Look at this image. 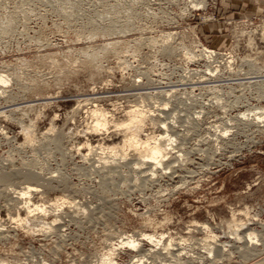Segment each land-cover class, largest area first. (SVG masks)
I'll use <instances>...</instances> for the list:
<instances>
[{
	"label": "rangeland",
	"instance_id": "374dc122",
	"mask_svg": "<svg viewBox=\"0 0 264 264\" xmlns=\"http://www.w3.org/2000/svg\"><path fill=\"white\" fill-rule=\"evenodd\" d=\"M0 76V262L132 264L131 238L143 264H264V0H0ZM132 106L173 140L156 172L109 152ZM29 173L44 214L12 198Z\"/></svg>",
	"mask_w": 264,
	"mask_h": 264
},
{
	"label": "bare ground",
	"instance_id": "6f19581e",
	"mask_svg": "<svg viewBox=\"0 0 264 264\" xmlns=\"http://www.w3.org/2000/svg\"><path fill=\"white\" fill-rule=\"evenodd\" d=\"M11 21V20H10ZM7 24H10L7 23ZM6 26H9V25H6ZM4 28V27H2ZM9 30V29H8ZM95 32V31H94ZM90 38V37H89ZM200 54H206L208 56H212V52L211 51H208L206 48H203L201 51H200ZM195 55L192 54V57H194ZM203 56V55H202ZM201 56V57H202ZM205 57V56H203ZM207 57V56H206ZM205 57V58H206ZM211 58V57H210ZM85 59V58H84ZM87 59V62L86 64L88 65H92L93 63H95L96 59H97V56L96 54L95 55H90L89 57L86 58ZM254 76V75H253ZM257 77V76H256ZM262 77V76H261ZM7 79L3 76H0V86H2V84L5 83ZM7 83V82H6ZM171 92V91H170ZM163 93V92H162ZM131 109H128L125 110L127 111L125 113V117H126V123L125 124H121V125H118V124H115V127H121L124 131V145L121 147L120 150H114V149H110V153L112 154V156L116 157L117 155V152H120V156H125L126 155V151L127 150H130L132 149L136 155L138 156V162L134 165L135 170H141L142 168H136V166H145L146 168H148L150 171H157V169L160 168V164L162 162V159L169 154L170 152V148H168L170 146V143H173L172 141V138L170 137V135L167 134L166 131L158 134V135H147L143 138H141V133L143 132V129H144V120L145 118H147L145 116L146 112L140 110L139 108H137L136 106H132L130 107ZM158 111V110H157ZM164 109L163 108H160L159 112H163ZM262 111V110H261ZM264 111V110H263ZM4 113V112H3ZM90 114L92 116V119H93V124H92V131L94 132H99L101 130L105 131L107 130L106 128L108 127L109 125V120H108V113L104 112V111H101L99 109H97L96 107L93 106V109L90 111ZM264 113H256L253 115L254 117V121H255V125H258L257 123H260V122H264V116L263 115ZM245 116V115H243ZM254 123V122H253ZM113 124V123H112ZM166 127L164 126H161V130H165ZM24 136H25V133H24ZM29 136V134H28ZM26 136V142L30 141V138ZM25 142V141H24ZM168 142V144L165 145V143ZM27 144V143H26ZM87 147H90L89 145H86ZM119 154V153H118ZM119 156V157H120ZM106 162H104L105 164ZM109 162L106 163V165L108 164ZM103 164V163H102ZM104 166V165H103ZM138 166V167H139ZM107 167V166H106ZM166 167V166H164ZM103 168V167H101ZM131 169V168H130ZM132 169V170H133ZM104 170V169H103ZM105 172V171H104ZM26 173V172H25ZM140 173V172H139ZM25 181H26V186L22 189H20V191H16L17 193H14L12 191V196L13 194H15V196H13L12 198L14 199L15 201V204L16 203H21L22 204V211L26 212L27 215H30V213L32 214L33 212H36V213H39V214H44L45 212V209L42 208L41 206L39 205H35V204H32L30 199L28 198L29 195L31 194H34V193H37L38 192V186L35 185V182H38L37 180L39 179L38 177H35L34 175H32V173L30 174H23ZM38 178V179H37ZM51 180V179H50ZM10 181V178L8 175H3L1 174L0 175V184L2 185H6L8 184ZM52 181V180H51ZM7 186V185H6ZM5 186V187H6ZM4 189V188H3ZM9 190V189H8ZM11 191V190H10ZM9 192L7 191V194ZM11 193V192H10ZM10 195V194H8ZM3 197V196H2ZM5 197V196H4ZM11 201V200H10ZM19 206V205H18ZM20 207V206H19ZM59 207V206H58ZM17 221H19L20 223L21 222H24L26 221L25 220H21L19 219V215L16 217ZM27 218V217H26ZM15 222V221H14ZM19 222L17 224H19ZM26 223V222H25ZM22 224V223H21ZM24 226V224H22ZM19 226V225H18ZM203 230H207V227L205 226H202L201 227ZM28 229V228H27ZM40 229V228H39ZM42 229V227H41ZM45 229V228H44ZM50 230V229H49ZM29 231V230H28ZM31 231V230H30ZM35 231V230H33ZM53 231V230H52ZM36 232V231H35ZM42 234V233H41ZM236 235V234H235ZM247 235V234H246ZM237 236V235H236ZM142 237V240H148V243L151 245V246H156L161 243V242H164V237L162 234H160L159 236V240L156 242L155 239H154V235H141ZM252 235H247L246 238H244V240L242 241V243L245 245V246H248V245H251L252 244ZM140 240V241H142ZM235 240H238L237 238H235ZM119 246H127L129 248V250H133V251H136L137 253L138 252H142L143 254L138 256L132 264H143L145 261H144V258L149 256L150 252H152L153 250L151 249H147V250H142V248H139V249H136V247H138V244L135 240L131 239V238H125L121 241H118L117 243ZM115 244L111 243L110 246L113 247ZM109 246V247H110ZM158 248V247H157ZM115 249V248H114ZM112 249V251L114 250ZM165 249V248H164ZM116 250V249H115ZM108 263L110 264H114L112 262V260H108ZM0 264H6L5 262H0Z\"/></svg>",
	"mask_w": 264,
	"mask_h": 264
}]
</instances>
